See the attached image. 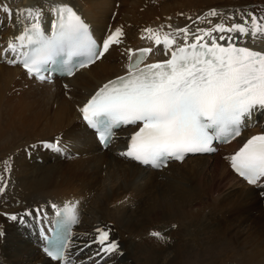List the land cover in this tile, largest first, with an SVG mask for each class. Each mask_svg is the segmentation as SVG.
I'll list each match as a JSON object with an SVG mask.
<instances>
[{
	"label": "snow or ice",
	"instance_id": "snow-or-ice-1",
	"mask_svg": "<svg viewBox=\"0 0 264 264\" xmlns=\"http://www.w3.org/2000/svg\"><path fill=\"white\" fill-rule=\"evenodd\" d=\"M4 11L13 17L12 9ZM218 16L223 13L216 9L199 16V22L210 26L197 27L195 32L189 26L172 29L167 25L169 31H163L164 25L143 29L169 58L146 63L153 48L127 49L125 74L103 83L79 108L104 146L111 142L115 129L135 126L126 151L119 155L158 169L170 160L183 161L188 154L214 152V141L227 143L239 137L254 113H264V50L246 46L264 39V16L241 13L242 22L227 17L233 22L221 19L213 24L210 18ZM15 17L23 30L8 40L0 56L10 65H22L40 81L50 80L45 73L51 71L72 76L95 64L121 44L125 35L122 27H116L98 42L90 25L68 3L47 9L22 7L15 10ZM43 146L58 153L67 151L59 138ZM228 159L249 184L264 186V131L248 138ZM5 167L10 171L8 162ZM6 187V182L0 186V194ZM77 203L51 205L56 217L51 238L41 228V236L48 240L47 255L61 264H75L69 249L73 247L71 226L79 222ZM35 211L37 217L47 218L42 209ZM9 218L15 221L18 216ZM96 233L94 242L101 253L122 255L119 243L110 239V230L98 227ZM150 235L166 239L160 231Z\"/></svg>",
	"mask_w": 264,
	"mask_h": 264
},
{
	"label": "bare ground",
	"instance_id": "bare-ground-1",
	"mask_svg": "<svg viewBox=\"0 0 264 264\" xmlns=\"http://www.w3.org/2000/svg\"><path fill=\"white\" fill-rule=\"evenodd\" d=\"M9 1L10 0H0V53H3V49L6 47L8 40L10 38H14L23 30V25L17 24L16 22L15 10L27 6H40L42 9H47L57 3H68L73 6L79 14L82 15L84 20L90 25L93 33L99 38V40L109 33L105 31L107 30V28H104V24H110L109 31L114 30L116 27H122L125 35L122 38L121 44L113 46L110 51L102 59L98 60L95 64L83 69H78L74 73V75L65 77L61 80L57 79L54 83L43 82L36 79L35 77H31L27 74L26 70L22 67V65H10L5 62L2 56H0V97L2 96L0 98V101L2 99L12 101L15 100V98H17V101H19L20 97L26 94V91L23 88L26 87L27 90H31L28 91V99H32L30 98L31 96H33L35 102L40 99V108H45L48 110L47 113H43L45 116L52 119L59 118L60 120L75 124L76 130H83V133H85L86 136L89 137L84 143L77 144L74 143L72 140L74 134H72L70 138L65 136L63 130H57L48 137H40L38 139L32 140L35 131L40 126L39 122L29 121V123L27 124L13 125L10 130L13 129L18 132V135L17 133L15 134L16 138L18 139H13L11 137L12 142L15 144L7 146L6 150V152H9V154L11 155L0 163V173L1 176L5 178V180H7L8 188L17 185L20 189L18 191L19 193L24 191L26 193H29L22 187V185L25 184L26 180V175L24 172L25 166L43 167L44 165L46 166L56 162L70 161L77 158L86 157L89 156L91 153L97 151V154H99L101 157L95 158L94 161H97L98 164H105L100 167V170L90 174V180L86 182L87 185L84 188L90 189V191L83 192L84 189L78 190L73 186H68L56 177H52L48 180H42L39 185L42 188L48 189V196H45V198H47V202L53 199L55 200V204L58 206H63L64 203L68 201L78 202L77 208L78 213L81 217L80 225L81 227H84L85 231V234L82 233V238H84V240H86L90 236L95 237L96 229L98 227H104L106 229L109 228L112 238L120 239L121 246L119 247V252H124L123 259L128 254V247L126 246L125 242V237L127 239L126 232H123L115 222H113L114 226L112 228V226H110L112 225V221L102 220L103 218H108L109 216H111V211L108 209L111 201H114L115 197L121 196L123 195V193L127 194L126 191H122L119 195H113V192H109L108 190L105 193L104 197L98 201V218L89 222L85 221L84 219L86 212H89L91 198L82 204L83 196H90L91 194H93V184H96L97 182H100V180H102V169L114 172L117 174V176H119L120 174L123 179L118 186L130 185V188L133 185H138L140 182L146 184L149 182H154L155 180L164 177L163 174L171 169L170 171L173 172L171 173V176H167L169 178L168 184L173 183L175 185H183L182 182L185 183L180 193L176 196L177 198L180 197V199H182L183 201L189 202L191 201V194H189V192H197L202 194V199L195 202L194 205H200L204 201V199L212 200L215 198V196H218L221 190L226 186L234 187L238 184V182H240L244 185V188L242 189L241 187H234L233 195L237 196L236 199L245 200L248 203L257 201L258 203H260L259 212H263L264 214L262 206V202L264 201V196H262V194L264 193V186L261 185L260 188H257L255 186L245 184L231 171L229 167V162L225 159L226 157H230L236 151H238L239 148L242 147L243 143L246 142V140L252 135L264 131V113H254L258 118L256 126L245 129L237 139L233 140L228 145H222L217 153L190 156L185 159L182 163L173 162L168 166V168L156 170L150 167L142 166L141 164L135 162L130 158L119 155V153H121V149H123L124 147L125 149H127V144L129 142L131 133L136 130L135 126H131V128L128 129H120L118 131V135L120 136V138H117L114 143L107 149H103L99 142L96 140L94 132L89 129L82 120V114L79 111V108L87 102V100L103 83L107 82L110 79H114L117 76L125 74V66L127 64V49L131 48L136 50L142 46L153 48L154 51L152 54H149V59H147L148 62L168 58V56H165L163 54L162 45L156 46L154 44V41L147 38V34L143 32V29L148 27L158 28L159 26L164 25L165 27L163 31H169L167 25H171L172 29L189 26L190 30L192 32H195V29L197 27H209L210 25H208L206 22H199L197 20L198 17L195 20L189 19V17L192 18V16L196 12L201 11L195 10L193 8V0H189V2L192 3L191 6L189 4V6L178 4V9L181 10L175 9L172 11H168L165 15L160 16V18L143 24L134 22L128 15L124 20L121 18L122 11H127L129 4L128 0H22V4L20 3L18 7L13 5L9 6ZM24 1L25 4H23ZM158 3L159 0H151V4L153 5H156ZM5 7H8L13 10V17L11 19L4 11ZM183 7L186 8L182 9ZM97 12L101 15L99 18H97L94 14ZM207 12H205V14ZM113 13L114 22L113 24H111L110 16H112ZM227 17H229V15L225 16L223 14V17L218 16L212 17L210 19L212 20L213 24L220 22L221 19H224V22L227 24L232 23L233 20L226 19ZM235 22H242L239 15L238 18H235ZM45 28L46 30H49L50 25H45ZM177 39L179 43H183V40L181 38ZM263 44L264 39H261L255 44L249 41L246 46H251L263 50ZM6 82L7 84L4 85ZM56 83L59 84V87L56 85ZM65 85H68V88H65ZM60 87L65 91L67 90L65 94L67 97L59 93ZM23 108L29 110L28 103L23 105ZM29 111L30 115L37 116L36 110ZM4 119V114L0 112V120L3 121ZM28 127L30 128V130H32V133H30L31 131L28 129ZM121 133H125V135L121 136ZM57 138L60 139L62 145L67 146L66 152L58 153L53 149L46 148L43 146L44 142L54 143ZM19 140L22 141L21 144L16 145ZM119 145H123V148H119ZM105 155L109 156L110 160H106ZM120 160H123L126 164L122 163ZM188 160L194 161L195 163L187 167H182L188 164ZM5 162H8V167L10 168V171L6 170ZM137 169H139L138 172ZM126 170L128 171V178H126ZM147 172H150L151 175H144ZM173 178H176L175 181ZM193 178L196 180H193ZM190 181H195V184L191 185L189 183ZM9 182L11 185H8ZM97 186L99 188L106 189L104 183H98ZM14 192H16V189L14 190ZM27 197H30L29 194ZM10 198L15 199L16 201L15 193L11 195ZM226 198L227 197L223 198V200H226ZM17 204L18 201L14 203V205L10 206L12 209H9V206L7 205V208L0 207V233H3L2 235H0V261L3 264H57L56 262L48 259L39 250L37 244H35L32 239H29L27 237L29 235L31 237L34 234L28 227H21L20 230H18L20 223H18V219L14 221L9 218L10 215L14 214ZM170 205L171 210L169 216L171 217L175 215V210L174 204L170 203ZM189 205L191 206V204ZM147 206H152V204H147ZM200 206L198 207L200 208ZM169 207L162 210L159 215L157 206H153L152 208H146L142 214L145 216V218H143V222L145 220H148L151 215H156V217H167ZM36 209H42L44 213H47L49 221H52L55 212L52 207H50L49 209H45L41 206L34 204L29 211H31L32 213L30 216L34 215L33 218L35 220L37 217V213L35 211ZM133 210H141L140 201H136V203L133 204ZM236 211L237 210H235V212ZM252 211L254 210L252 209ZM18 215L21 216V213H19ZM156 217L154 216V218ZM143 222L139 224V226L132 227L131 229L135 231L136 229L142 227ZM155 222L156 223L152 222V224L154 225L152 226L151 224V227H149L147 230L144 229L146 226L145 225L144 228H142V230L140 231V233L144 235L145 251L140 250L139 252L144 253V256H148L147 260L151 264H171L175 262L176 259H179L185 250L196 245L191 244L192 241L189 243L186 241H181V239L179 240L181 242L175 241V238L170 239L168 237L169 230L162 229L163 227L161 223L157 221ZM173 225L171 226L173 227ZM210 226L212 225H208V227ZM258 226L259 225H257V227ZM175 227V232H178L179 230L185 231L184 228L180 229L177 225H175ZM159 229L162 233L165 232L164 236L167 238V240H169V242H167L166 240H158L150 235V232L159 231ZM200 232H202V234L204 233L203 231ZM135 240H137V238ZM198 242H200V240ZM198 242L196 243L198 244ZM163 248H170L171 251H167L168 254H165V252H163ZM172 253L173 255H171ZM9 254L13 256V259H10ZM117 254L118 253H116L115 255ZM113 255L114 254L111 255V258ZM88 257H90L91 259L90 254H88L85 259ZM114 258H118V256H113V259ZM123 259H121L120 261H123ZM89 260L87 262H89ZM181 260H184V258H182ZM108 261L109 259H107L105 262ZM120 261L117 259L116 263L121 264L122 262ZM245 263L250 264V261L246 260ZM108 264H112V262ZM261 264H264V262H261Z\"/></svg>",
	"mask_w": 264,
	"mask_h": 264
},
{
	"label": "rangeland",
	"instance_id": "rangeland-1",
	"mask_svg": "<svg viewBox=\"0 0 264 264\" xmlns=\"http://www.w3.org/2000/svg\"><path fill=\"white\" fill-rule=\"evenodd\" d=\"M10 1L9 6L13 5L18 7L20 3L22 4V0H14L15 2L13 0ZM128 1L129 4L127 11H122L121 18L124 20L128 15L134 22L141 24L158 19L160 16L165 15L168 11L175 9L181 10L178 9V4L191 6L192 3L195 10H201L192 16V20L205 15V12L211 8L222 12L225 16L229 15V17L232 16L235 18H238V15L240 16L241 13L245 16H247L248 13H253L257 16H264V0H193L192 3H190L189 0H159V3L156 5L151 4V0ZM23 4H25V1ZM185 8L186 7H183L182 9ZM94 14L97 18L101 16L98 12ZM113 15L114 13L110 16L111 24L114 22ZM105 27L107 28L105 31L108 33L110 24H104V28ZM6 84L7 82L4 85ZM56 85L59 87L58 83H56ZM23 88L25 89L26 94L21 96L19 101H17V98L12 101H7V99H2L0 101V112H2L5 117L3 121L0 120V163L11 155L9 152H6V150L7 146L15 144L12 142V138L18 139L15 136L16 133L18 135V132L13 129L10 130L13 125H23L29 123V121L39 122L40 126L35 131L32 140L40 137H48L57 130H63L65 136L70 138L71 135L74 134L72 140L77 144H82L89 138L85 133H83V130H76L75 124L60 120L59 118L52 119L45 116L43 113H47L48 110L40 108V99L35 102L33 96H31L30 98L32 99L29 100L27 95L29 94L28 91L31 90H27L26 87ZM59 93L67 97L65 95L66 91L61 87L59 88ZM27 103L29 110H36L37 116L30 115V111L23 108V105ZM28 129L30 130L29 127ZM30 131L29 132L32 133V130ZM21 142L22 141L19 140L16 145L21 144ZM105 156L106 160H110L109 156ZM97 157L101 156L97 154L96 151L86 157L70 161L56 162L50 165H44L43 167L25 166L24 172L26 180L22 187L29 193H26L25 191L19 193L18 191L20 189L17 185V187L12 186L11 188H6V190L0 194V207L3 208L8 205L10 208V206L14 205V203L18 201L14 211V214L18 216V219L19 213H21V215H25V213L28 212L34 204L45 209H49L52 204H55V200L52 199L47 202V198H45V196H48V189L40 187V182L42 180H48L52 177H56L66 185L82 190L86 187V182L90 180V174L97 172L100 170V167L105 164H98L97 161H94ZM120 161L125 163L123 160ZM194 163V161L188 160V164L182 167H187ZM170 170L163 174L164 177L155 180L154 182H149L147 184L140 182L138 185H133L130 188V185L118 186L123 179L120 174L117 176L114 172L102 169V180H100V182L95 181L97 183L93 184V194L90 196H83L82 204L91 198L89 206L90 213L86 212L84 218L85 221L89 222L98 218V201L104 197L108 190L109 192H113V195H119L122 191H126L127 194L123 193V195L117 196L114 201H111L108 208L111 211V216L103 218L102 220L115 222L120 229L127 234L126 236L128 240L125 237V242L128 247V254L124 257V259L123 253L118 256L119 261L123 259V261H120L122 264H151L147 260L148 256H144V253L139 252L140 250L145 251L144 235H142L140 231L145 225L144 229L147 230L151 227L152 222L156 223L155 221L161 223L163 227L162 229L169 230L168 237L170 239L175 238V241H179L181 239V241L189 243L192 241L193 243L191 242V244H196L195 246L185 250L182 256L171 264H246V260H249L250 264H261V262H264V214L263 212H259L260 203L257 201L248 203L245 200L236 199L237 196L233 195L234 187L244 188L242 183L238 182V184L234 187L226 186L221 190L218 196H215L214 199H204L201 203L202 205L200 204L201 206L194 205L195 202L202 199V194L189 192V194H191V201L189 202L183 201L180 197L177 198L176 196L180 193L185 183L182 182L183 185H175L173 183L168 184L169 178L167 176H171V173L173 172ZM138 171L139 169H137V172ZM127 173L128 171L126 170V178H128ZM144 175L150 176L151 173L147 172ZM0 177H2L1 173ZM173 179L175 181L176 178ZM193 180L196 179L193 178ZM242 181L245 183L244 180ZM5 182L7 183L5 178L0 180V186H3ZM98 183H104L106 189L99 188L97 186ZM189 183L194 185L195 181H190ZM15 189L16 192H14ZM88 191H90V189L83 190V192ZM14 193L16 201L15 199L10 198V196ZM28 194L30 197H27ZM225 197H227L226 200H223ZM136 201H140V211L133 210V204L136 203ZM150 203L152 206L148 207L147 204ZM170 203L174 204L175 210V215L171 217L169 216L171 210ZM189 204H191L192 207ZM153 206L158 207V215L162 210L170 206L167 217H156V215H151L148 220L143 222V218H145V216L142 215L143 212L146 208H152ZM198 206H200L201 209ZM262 206L264 210V203H262ZM252 209L254 211H252ZM235 210L237 211L235 212ZM154 216L156 218H154ZM142 222V227L136 230L134 229L135 231L131 229L132 227L139 226ZM256 223L259 225L258 227ZM173 224L177 225L180 229L184 228L185 231L179 230L178 232H175L176 227L171 226ZM210 224L212 226L208 227ZM153 225L154 224H152V226ZM81 230L82 233L85 234L84 227H81ZM159 231L161 232L160 229ZM200 231H203L204 233L202 234ZM164 233L165 232H163V235ZM136 238L137 240H135ZM165 240L169 242L167 238L164 239V241ZM199 240L200 242H198ZM196 242H198V244ZM167 251H171L170 248H163V252H165V254H168ZM9 255L10 259H13V256L11 254ZM171 255H173V253ZM182 258H184V260H181Z\"/></svg>",
	"mask_w": 264,
	"mask_h": 264
}]
</instances>
